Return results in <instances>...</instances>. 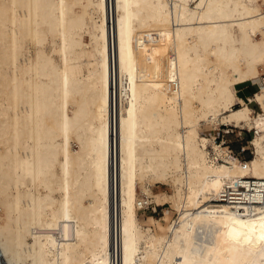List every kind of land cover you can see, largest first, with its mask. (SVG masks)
Here are the masks:
<instances>
[{
  "label": "bare ground",
  "instance_id": "bare-ground-1",
  "mask_svg": "<svg viewBox=\"0 0 264 264\" xmlns=\"http://www.w3.org/2000/svg\"><path fill=\"white\" fill-rule=\"evenodd\" d=\"M218 123L257 128L251 157ZM244 176L264 0H0V264H264V201H218ZM139 191L177 217L146 223Z\"/></svg>",
  "mask_w": 264,
  "mask_h": 264
},
{
  "label": "rangeland",
  "instance_id": "rangeland-1",
  "mask_svg": "<svg viewBox=\"0 0 264 264\" xmlns=\"http://www.w3.org/2000/svg\"><path fill=\"white\" fill-rule=\"evenodd\" d=\"M249 86V88L246 90V92H251L254 89H258V85L256 83H252L251 81H248L245 83ZM250 106L255 109V111H259L258 105L253 101L250 103ZM201 133L202 135H207L209 133V130L205 128L204 126L201 127ZM216 128V129H215ZM213 130L214 137L218 136V139L216 142L221 143L222 140L225 141V146H228L231 150L233 149L235 153H239L238 156L240 159H248L252 155V146L250 144L251 135L252 132L248 131L246 128L241 127H234L232 125H222L217 124V126ZM222 129H229L232 130L229 134L226 136H221V130ZM170 188V189H169ZM154 191H169L172 192V187L169 185H166L164 183H157V185L153 188ZM139 198L143 199L140 202L142 203L139 207L138 215L140 218H142L146 223L148 222L149 217L158 218L164 214V211L168 210L169 214L166 216L171 219H175L177 216V213L174 209L170 208L169 203L165 200H161L157 202L155 201V197H150V201L145 203L144 199L146 198V195L139 191ZM144 201V202H143ZM162 201V203H161ZM144 204V206H143ZM0 215H2V211L0 210ZM173 217V218H172Z\"/></svg>",
  "mask_w": 264,
  "mask_h": 264
},
{
  "label": "built area",
  "instance_id": "built-area-1",
  "mask_svg": "<svg viewBox=\"0 0 264 264\" xmlns=\"http://www.w3.org/2000/svg\"><path fill=\"white\" fill-rule=\"evenodd\" d=\"M248 131L255 134L257 133V128H252ZM230 132H232V130L222 129L221 136H226ZM214 139L217 140L218 136ZM239 153L240 151L235 153L233 149L231 151V154L239 155ZM213 159L215 161L222 160L221 157L216 156H214ZM218 201L229 204L237 212H243L246 206L250 208L254 205L262 204L264 201V178L244 176L226 180L219 191ZM141 204L140 202V205Z\"/></svg>",
  "mask_w": 264,
  "mask_h": 264
},
{
  "label": "crops",
  "instance_id": "crops-1",
  "mask_svg": "<svg viewBox=\"0 0 264 264\" xmlns=\"http://www.w3.org/2000/svg\"><path fill=\"white\" fill-rule=\"evenodd\" d=\"M244 83L238 84L236 86V91L238 92L237 94L242 97L243 99L247 100L249 98V96H251L253 94V92H255L257 89L252 90L251 92H246V90L249 88L248 85ZM250 102V101H248Z\"/></svg>",
  "mask_w": 264,
  "mask_h": 264
}]
</instances>
